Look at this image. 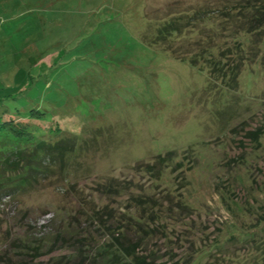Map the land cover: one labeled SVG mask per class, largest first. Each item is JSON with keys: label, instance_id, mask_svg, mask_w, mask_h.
<instances>
[{"label": "rangeland", "instance_id": "obj_1", "mask_svg": "<svg viewBox=\"0 0 264 264\" xmlns=\"http://www.w3.org/2000/svg\"><path fill=\"white\" fill-rule=\"evenodd\" d=\"M209 1L0 0V132L13 120L29 123L46 140L48 130L59 127L81 141L80 152L65 162L66 179L55 183L61 175L55 168L56 178L1 200L4 230L25 223L40 236L55 224L58 207L78 206L73 189L85 196L95 182L124 178L134 186L113 198V220L123 225L131 215L130 223L138 218L142 224L151 213L161 216L146 246L158 261L249 258L241 250L233 254L240 244L225 227L252 228L254 221L247 212L234 217L216 184L233 186L237 195L241 184L264 189V46L250 39L256 60L226 89L207 84L203 71L146 40L165 19L206 9ZM34 112L45 115L30 118ZM258 127L252 143L247 133ZM169 151L159 172L138 170ZM254 195V206L264 203L260 192ZM84 198L105 204L96 195ZM213 241L234 248L218 251Z\"/></svg>", "mask_w": 264, "mask_h": 264}, {"label": "trees", "instance_id": "obj_2", "mask_svg": "<svg viewBox=\"0 0 264 264\" xmlns=\"http://www.w3.org/2000/svg\"><path fill=\"white\" fill-rule=\"evenodd\" d=\"M206 5L209 6L206 9L196 6L189 13H175L156 27L155 38L146 40L170 52L174 58L187 61L190 66L203 71L207 84L233 89L245 65L256 60L257 52L253 53L255 50L251 47L250 39L256 36L259 39L257 43L264 46V0H210ZM190 33H195L196 37H188ZM184 42L185 45H181ZM182 47L187 48L182 50ZM261 47L257 46L258 49ZM261 63L264 65V60ZM44 115L34 112L30 118H42ZM2 124L0 203L3 199L19 198L40 181L56 178L55 168L61 175L64 174L55 183L66 179L69 170L65 162L79 149V136L57 127L48 130L49 139H53L50 141L30 131L27 122L11 120ZM259 129L247 133L253 137L252 143L257 140ZM171 153L157 155L152 163L138 164V170H145L151 175L159 172L161 165L164 168L168 165ZM217 185V192L227 210L236 218L239 213L247 212L254 223L251 224L252 228L244 229L242 225L236 227V223L226 222L225 228L228 232H234L231 239L240 244L239 247H225L224 241H213L211 246L225 252L230 247L234 248L233 254L244 251L249 258L241 261V264H264V203L254 206L252 200L255 192L258 197L259 192L264 196V189L258 188V191L250 183L241 184V194L237 195L233 186L231 189L224 184L222 188ZM132 186L124 178H105L93 183L85 196H82V191L73 189L78 206L63 204L58 207L54 211L55 224H49L48 231L40 236L35 235L25 223H16L5 230L0 224V264H166L158 261L153 251L147 253L146 249L152 227L159 225L161 216L151 213L147 216L148 223L142 224L138 218L134 219L136 224L130 223L131 215L126 218L122 216L125 218L121 221L123 225L113 220L110 208L113 198L123 193L131 194ZM93 195L104 200L105 204L96 207L93 203L96 197L84 198ZM135 200L141 201V198ZM178 206L183 210L188 208L185 204ZM225 255L222 254V261L217 264H240L224 260ZM170 264L181 263L172 261Z\"/></svg>", "mask_w": 264, "mask_h": 264}]
</instances>
